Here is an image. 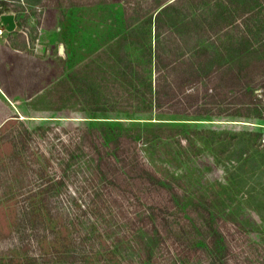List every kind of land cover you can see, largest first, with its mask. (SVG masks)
Segmentation results:
<instances>
[{
  "label": "rangeland",
  "instance_id": "374dc122",
  "mask_svg": "<svg viewBox=\"0 0 264 264\" xmlns=\"http://www.w3.org/2000/svg\"><path fill=\"white\" fill-rule=\"evenodd\" d=\"M8 1L19 27L32 25L19 38L31 45L40 37L41 44L58 39L43 47L51 69L44 87L15 102L0 96V264H210L212 226L225 234L230 264H264V146H254L256 138L264 140V124L235 118L226 100L204 98L199 82L202 103L196 108L164 103L156 94L158 79L175 71L177 61L168 63L181 52L186 58L193 47H235L240 30L250 35L244 45L258 42L264 0H249L244 17H253L246 23L231 15L244 0L231 8L228 1L222 8L223 0H184L179 9L161 10L167 21L159 39L156 13L171 0ZM51 7L60 23L46 32L42 18ZM226 22L216 31L210 26ZM171 36L179 46L167 41ZM156 39L165 51L159 65L151 53ZM7 114L12 117L4 121ZM85 127L132 139L141 159L172 180L189 209H161L155 231L140 219L146 209H133L140 193L130 183L108 181L124 195L122 209L88 195L103 184L99 179L82 194L74 180L50 187L64 175V144L80 143ZM240 137L255 149L253 159L239 155ZM83 160L77 163L83 166ZM139 187L149 188L143 182Z\"/></svg>",
  "mask_w": 264,
  "mask_h": 264
},
{
  "label": "trees",
  "instance_id": "16d2710c",
  "mask_svg": "<svg viewBox=\"0 0 264 264\" xmlns=\"http://www.w3.org/2000/svg\"><path fill=\"white\" fill-rule=\"evenodd\" d=\"M227 1V8H231L233 1L240 2V0H232V2L231 0H223L220 2L222 4L220 6L225 8L222 2ZM183 2L184 0L165 2L163 7L157 11L155 17L157 24L154 33L156 38L159 39L162 36L164 23L167 21L165 18L160 19L161 10L166 7H174L175 10L178 7L179 9L180 4ZM250 3L249 0H244L243 4L236 9L237 13L234 12L231 15L234 17L242 16L238 22L243 21L246 23L253 17V15L244 17L246 12L251 10ZM1 5L5 10L10 9L8 0H1ZM262 9L264 7H259L258 11L261 12ZM175 10L172 20H175ZM220 20L218 21L220 22ZM176 22L174 21L173 25ZM229 22L233 28L239 27L238 22H235L234 19H230ZM260 22L261 24L256 30V34H259L255 36L259 41L252 45H244L249 40L250 35L246 30H240L239 38L234 44L235 47H193L192 54L189 57H183L184 52H181L177 57H173L168 64L171 67L177 61L175 63L177 66L171 68V70H175L173 73L168 72L169 74L161 81L158 79L159 89L156 92L158 98H165L164 103L172 101L174 102L173 105L178 103L186 107L195 106L196 108L202 103L200 94L203 90L206 94L204 98H209L210 101L213 100L212 103H216L219 99L226 100V103L231 106L228 108L234 107L237 111L234 115L235 118H244L252 122L253 126L260 123L264 124V122H260L264 121V16L260 19ZM226 24L228 23L215 27L217 24L212 23L210 26L216 31L225 28ZM247 27L251 28L249 24ZM174 31L172 29L171 32ZM158 39L155 41L153 50L151 49L152 56L155 61L157 60L155 64L164 57L165 52L162 50L161 53V48L164 47H161ZM176 39L179 40L178 37L173 39V36H171L167 41L175 46L178 45ZM167 49V55H171L170 48ZM196 82H199L200 86L203 85L201 90ZM160 87L163 88L162 91H160ZM190 88L192 90H189ZM195 110L200 111V109ZM244 128L246 129L245 126ZM0 129H2V126ZM260 132L264 134V127L260 129ZM240 140H243V143L240 151L238 150L239 155L247 153L248 157L253 159L252 155L254 154V157L257 155V153L255 155V149L247 148V139L240 137ZM79 141L81 142L74 147L71 145L65 146L66 143L64 144V175L51 181L50 187L62 185L63 178L64 186L69 180H74L79 183L77 189L82 194L83 191H86L87 184L93 182L92 180L99 179L104 181L103 184L99 188L93 189V192L88 195L94 196L96 194L98 196L96 202L100 204H103L107 198L110 203H108L109 206L122 209V197L124 195L116 188V185L112 189L108 181H117V184L118 182L130 183L132 188L138 189L140 193V198L136 199L133 209H146L140 219L141 221L144 219L145 223L150 222L155 231L159 230L160 222L158 219L161 209L174 208L176 205L181 209H189L188 202L185 200V204L183 203L182 194L172 180L161 176L153 166L141 159L137 144L132 139L117 133L105 135L97 127H85L79 135ZM257 145L259 147L264 146L263 137L260 136L259 141L258 138L255 139L254 146L257 148ZM83 156H86L87 160H83L85 164L81 166L77 161ZM93 177L94 179H92ZM141 182L148 184L149 188L139 187ZM77 206L80 209V206ZM208 234L207 246L211 252L210 264H230L231 250L225 241L226 237H224L223 231L212 226Z\"/></svg>",
  "mask_w": 264,
  "mask_h": 264
},
{
  "label": "crops",
  "instance_id": "0c3cea01",
  "mask_svg": "<svg viewBox=\"0 0 264 264\" xmlns=\"http://www.w3.org/2000/svg\"><path fill=\"white\" fill-rule=\"evenodd\" d=\"M5 11L13 12L12 9ZM58 15V11L53 7L46 9L42 18L44 21L42 30L54 32V29L58 27V20L60 23ZM15 20L18 21L16 15ZM62 26L64 28V22ZM18 32L20 31L17 28L11 32L4 30L0 34V96L1 100L5 102L19 101L29 91H38L46 85V76L48 75L49 79L51 77L49 72L51 69L48 71L46 66L49 51L43 47H54L58 38L50 36L48 40L46 38L44 41L42 40L43 44H41L40 37L38 48L34 49L30 47H35V43L31 45L29 39L19 38ZM61 46L64 44L61 43L58 47ZM4 117V121H6L12 115H5Z\"/></svg>",
  "mask_w": 264,
  "mask_h": 264
},
{
  "label": "water",
  "instance_id": "95a60500",
  "mask_svg": "<svg viewBox=\"0 0 264 264\" xmlns=\"http://www.w3.org/2000/svg\"><path fill=\"white\" fill-rule=\"evenodd\" d=\"M1 21L6 30L11 32L16 29L15 14L13 12H6L1 15Z\"/></svg>",
  "mask_w": 264,
  "mask_h": 264
},
{
  "label": "built area",
  "instance_id": "2783aa9c",
  "mask_svg": "<svg viewBox=\"0 0 264 264\" xmlns=\"http://www.w3.org/2000/svg\"><path fill=\"white\" fill-rule=\"evenodd\" d=\"M3 13H6V11L5 10H2V11H0V34L4 31V30H6V28H5V26L3 25V23H2V21H1V15L3 14ZM15 14V13H14ZM17 16V15H16ZM16 21V20H15ZM18 21H16V27L18 28V30L20 31V32H23L24 34H26V35H28V33L30 32V27L32 26V25H30V24H27V25H25L23 28L21 27H19V22L17 23ZM16 28V29H17ZM27 39H29V38H27ZM38 42H39V39L37 38V43L35 44V47H37V45H38Z\"/></svg>",
  "mask_w": 264,
  "mask_h": 264
}]
</instances>
